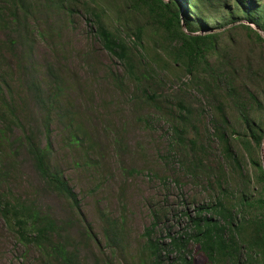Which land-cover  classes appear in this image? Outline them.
<instances>
[{"label":"trees","instance_id":"16d2710c","mask_svg":"<svg viewBox=\"0 0 264 264\" xmlns=\"http://www.w3.org/2000/svg\"><path fill=\"white\" fill-rule=\"evenodd\" d=\"M78 4L88 16L86 21L102 49L123 67L120 78L136 85L138 99L156 101V93L149 97L146 91L155 85L157 73L173 67L178 80L188 78V83L214 104L213 135L222 158L228 161V176L237 181L235 191H228L224 188L228 180L219 175L214 183L222 198L218 196L214 204L195 206L193 215L187 216L185 230L169 236L168 243L149 237L156 226L154 222L146 229L148 240L139 249V264H163L164 256L167 260L171 253L177 255L174 264H191L184 255L190 243L198 246L208 264H264V166L258 154L264 141V60L256 71L250 66H235L226 50L220 48L218 31L229 25L240 26L254 38L255 45L264 48V0H122L121 5L112 0H0V29L4 34L0 63L5 59L4 52L16 59L18 86L26 92L24 98L31 102L34 112H41L38 125L27 124L24 128L20 124L24 111L20 108L17 114L10 101L14 99L12 89L4 77L7 73H0V220L21 244L35 249L40 264H83L79 247L93 240L83 228L77 230L78 240L73 242L74 234L69 230L82 221L77 196L51 161L49 127L55 107L62 103V80L55 69L59 68L47 65L45 77L40 80L30 73L31 65L24 61L26 54L14 49L31 39V29L26 26L30 16L71 14ZM47 31L54 35L52 30ZM137 49L145 55H136ZM247 75L254 80V86L249 87ZM113 80L121 83L116 76ZM227 105L237 115L235 129L226 115ZM173 107L171 144L183 149L189 144L192 168L200 170L204 165L196 152V140L185 136L193 109L183 100H177ZM67 121L71 119H64L63 124ZM39 127L46 132V143L38 136ZM69 140L72 145L83 142L78 128L69 130ZM234 145L246 157L244 165L233 153ZM19 152L30 161L39 185L35 188L37 194H51L66 201V216L56 218L36 202L9 193L6 181L18 170L13 161ZM121 223L105 220L106 242L111 251L119 248L122 252L125 248L124 240L118 238Z\"/></svg>","mask_w":264,"mask_h":264},{"label":"rangeland","instance_id":"374dc122","mask_svg":"<svg viewBox=\"0 0 264 264\" xmlns=\"http://www.w3.org/2000/svg\"><path fill=\"white\" fill-rule=\"evenodd\" d=\"M112 3L121 5L122 0H112ZM75 8L71 14L30 16L26 26L31 29V39L25 46L17 45L14 49L26 54L24 61L30 63V73L40 80L45 77L47 65L59 68L55 69L62 80V103L54 109L48 137L52 145L51 161L62 171L77 196L82 221L69 230L74 234L73 242L78 240L77 230L83 228L93 237L79 247L80 261L83 264H139V249L148 240L146 229L154 222L156 226L149 237L168 243L169 236L185 230L187 216L193 215L195 206L214 204L218 196L222 198L214 183L219 175L228 180L224 186L228 191H235L237 181L228 176V161L222 158L213 135L214 104L189 84L188 78L178 80L173 67H169L168 72L157 73L155 85L146 91L149 97L152 92L156 93V101L138 99L136 85L120 78L123 67L102 49L80 4ZM137 19L142 21L140 16ZM218 31L220 48L226 50L225 54L234 60L235 66L241 69L250 66L253 71L261 67L264 48L255 45L248 32L235 25ZM3 35L0 29V40ZM130 39L133 40L131 36ZM126 40L130 44L129 38ZM135 54L145 55L140 49ZM3 56L0 73H7L4 77L12 89L14 99L10 101L17 114L20 108L24 111L20 124L24 128L27 124L38 125L41 112H34L31 102L24 98L26 92L18 86L20 74L16 59L6 52ZM113 76L121 83L113 80ZM241 77L244 79V74ZM245 80L249 87L254 86L250 76H245ZM177 100L185 101L193 109L185 136L196 140V152L203 159L204 168L197 171L192 168L190 145L186 144L183 149L171 144L174 135L170 124ZM24 103L26 106L22 107ZM157 105L161 108L157 109ZM225 110L235 129L236 113L228 105ZM64 119L71 121L63 124ZM75 128L81 132L83 142L72 145L69 130ZM38 130L39 138L46 143V132L40 127ZM233 153L242 165L247 162L237 146ZM258 154L262 160L264 141ZM13 163L18 170L6 181L9 193L36 202L56 218L68 214L63 199L37 194L35 188L39 185L26 155L19 152ZM106 219L122 222L118 234V238L124 240L122 252L119 248L111 251L107 245ZM187 250L184 255L191 264H208L197 245L190 243ZM176 256L171 253L167 260V255L164 256L163 264H174ZM0 264H40L35 249L21 244L2 220Z\"/></svg>","mask_w":264,"mask_h":264},{"label":"water","instance_id":"95a60500","mask_svg":"<svg viewBox=\"0 0 264 264\" xmlns=\"http://www.w3.org/2000/svg\"><path fill=\"white\" fill-rule=\"evenodd\" d=\"M262 161H263V164H264V158L262 159Z\"/></svg>","mask_w":264,"mask_h":264},{"label":"clouds","instance_id":"9594fccd","mask_svg":"<svg viewBox=\"0 0 264 264\" xmlns=\"http://www.w3.org/2000/svg\"><path fill=\"white\" fill-rule=\"evenodd\" d=\"M251 26V25H250ZM254 28V27H253ZM255 30H257L256 28H254Z\"/></svg>","mask_w":264,"mask_h":264}]
</instances>
